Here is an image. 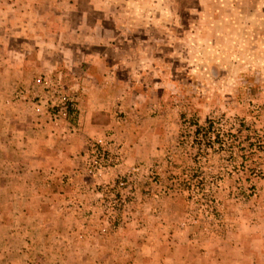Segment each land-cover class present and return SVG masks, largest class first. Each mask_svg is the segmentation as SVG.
<instances>
[{
  "label": "rangeland",
  "instance_id": "obj_1",
  "mask_svg": "<svg viewBox=\"0 0 264 264\" xmlns=\"http://www.w3.org/2000/svg\"><path fill=\"white\" fill-rule=\"evenodd\" d=\"M60 2L45 6L70 34L64 54L102 59L101 73L112 70L119 90L133 95L130 127L141 117L159 138L151 141L144 128L124 170L89 173L88 152L73 168L87 178L49 187L48 169L21 178L18 149L0 148V264H193L200 252L197 264L207 255L216 264H264V244L257 263L248 250L249 229L264 232V0ZM13 3L0 0V18L13 16ZM10 35L0 41L32 49L31 40ZM66 63L60 84L43 88L52 109L75 110L66 90L83 71L98 78L94 65ZM5 126L0 141L9 137ZM132 167L139 168L130 175L132 195L115 201L116 177ZM142 244L151 255H138Z\"/></svg>",
  "mask_w": 264,
  "mask_h": 264
},
{
  "label": "crops",
  "instance_id": "obj_2",
  "mask_svg": "<svg viewBox=\"0 0 264 264\" xmlns=\"http://www.w3.org/2000/svg\"><path fill=\"white\" fill-rule=\"evenodd\" d=\"M60 1V4L65 2V0ZM51 2L52 0H14L12 9L11 5L8 7V11H13V16L0 18V21H3L0 22V36L13 34L32 41L30 51H26L25 47L10 46L4 40L2 41L5 43L0 41V52L18 53L14 58L7 55L0 56V115L10 116L8 123L0 122L6 125L2 131H6L9 135L5 140L1 139L0 148L6 151L7 149H18L14 153L19 154L22 160L15 159L14 164L19 167L18 171L25 173V175H20L21 178H27L30 174V178L38 179L40 171L44 172L48 169L51 173L47 176L50 181L47 184L48 187L56 180L68 185L67 182L83 176L87 178L85 174L74 172L73 168L78 164H83L91 142L97 138L112 141L122 154L123 164H129L128 157L138 146L135 144L136 137H139V140L144 139L142 134L144 128L150 135L151 141L159 138L154 131L156 127H152L153 125L150 124L149 127L143 128L141 117L137 118L136 129L130 127L127 107L134 103L131 101L133 95L119 90L112 70L105 69L101 73L103 63L99 58L98 63H92V58L89 56L80 59L82 63H88V66L89 64L96 66V70L93 71L98 74V78L95 79V75L88 74L85 65L84 76L76 79L73 89L66 90L68 91L67 101L73 103L75 110L69 108L68 105L62 107L56 105L57 108L52 109V103H50L52 98L48 91H43V88L49 87L50 82L53 81L60 84L64 75L63 70L59 68L67 65L66 62L70 67L77 63L80 64V61L77 58L72 61L71 56L67 58L64 54L70 49H68L70 44L65 43L70 34L55 24L56 21L63 19H60L58 15L54 16L52 9L49 10L45 6ZM56 37H61V39L57 41ZM59 52L63 53L62 57L55 59L53 56H59ZM70 90L75 91L70 93ZM139 109L141 107H138L136 111ZM138 112L140 114V111ZM163 122H165L164 119ZM124 169L126 167L122 166L120 170ZM90 180L92 182L102 181L96 176ZM70 190L69 195L77 191ZM39 192L38 189L32 194L38 196ZM53 192L54 190L50 189L49 194ZM30 206V210L34 211L35 207ZM27 210L29 209L26 207ZM66 210L74 211L75 208L68 207ZM258 230L256 227L249 229L252 245L248 250H251V256L254 255L255 263L258 261L256 252L264 244V232L259 231L258 233ZM142 245V253L138 255H151V248L146 244ZM168 245H173L170 242L164 245L166 246L164 252L169 254L174 249L171 250ZM174 246L179 248V245ZM144 247L148 248L145 250ZM205 254V252H200V255H195L193 264H197L200 256H205ZM207 256V264H216L213 255ZM241 258L243 259L244 255H238L236 262H240Z\"/></svg>",
  "mask_w": 264,
  "mask_h": 264
},
{
  "label": "built area",
  "instance_id": "obj_3",
  "mask_svg": "<svg viewBox=\"0 0 264 264\" xmlns=\"http://www.w3.org/2000/svg\"><path fill=\"white\" fill-rule=\"evenodd\" d=\"M90 153L86 159L87 168L89 173L100 172L109 170L112 167H121L123 165V159L120 157L119 150L115 147L112 141L106 138H97L90 144ZM139 168H131L125 174H121L116 177L114 182L112 194H114V200L124 203L132 195V189L130 186V175L138 172ZM113 196V195H112Z\"/></svg>",
  "mask_w": 264,
  "mask_h": 264
},
{
  "label": "trees",
  "instance_id": "obj_4",
  "mask_svg": "<svg viewBox=\"0 0 264 264\" xmlns=\"http://www.w3.org/2000/svg\"><path fill=\"white\" fill-rule=\"evenodd\" d=\"M251 146V145H250ZM187 190H189V188H186Z\"/></svg>",
  "mask_w": 264,
  "mask_h": 264
}]
</instances>
